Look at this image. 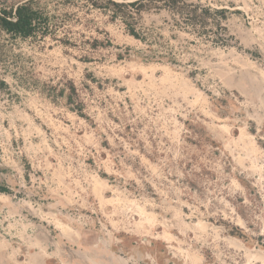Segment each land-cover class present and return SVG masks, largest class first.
Instances as JSON below:
<instances>
[{"label": "rangeland", "instance_id": "obj_1", "mask_svg": "<svg viewBox=\"0 0 264 264\" xmlns=\"http://www.w3.org/2000/svg\"><path fill=\"white\" fill-rule=\"evenodd\" d=\"M85 2L0 24V264H264V0Z\"/></svg>", "mask_w": 264, "mask_h": 264}, {"label": "trees", "instance_id": "obj_2", "mask_svg": "<svg viewBox=\"0 0 264 264\" xmlns=\"http://www.w3.org/2000/svg\"><path fill=\"white\" fill-rule=\"evenodd\" d=\"M74 2L76 0H67ZM87 5L99 7L104 11L111 12V17L120 16L126 22L130 33L140 37L131 19L143 7L151 3H162L168 6H176L177 0H132L130 2H120L118 0H85ZM38 0H26L11 8H1L0 24L8 32L27 36H44L53 34L56 31V23L52 22L51 16L43 9L35 7ZM189 17V16H188Z\"/></svg>", "mask_w": 264, "mask_h": 264}]
</instances>
